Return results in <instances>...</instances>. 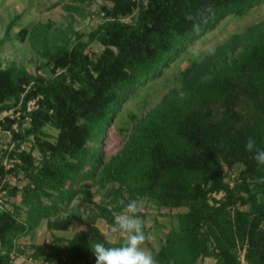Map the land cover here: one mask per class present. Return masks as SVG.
Masks as SVG:
<instances>
[{"label":"trees","instance_id":"16d2710c","mask_svg":"<svg viewBox=\"0 0 264 264\" xmlns=\"http://www.w3.org/2000/svg\"><path fill=\"white\" fill-rule=\"evenodd\" d=\"M107 1L112 4L103 8L109 18L86 40L50 54L47 62L61 67L52 77L0 65V110L20 98L25 83L33 82L26 98L43 94L31 125L15 133L17 145L2 150L3 156L19 160L6 170L5 157H0L2 176L23 172L29 179L9 188L14 196L22 191L20 202L0 208V264H16L19 239L43 218L51 229L70 226V218L57 214L70 204L79 182L92 194L85 179L94 178L103 166L101 143L124 102L225 17L245 14L263 0ZM128 13L131 20L121 18ZM27 30L21 31L23 38ZM246 36L237 56L200 67L187 80L188 92L151 110L135 126L125 154L103 167L109 178L135 181L133 189L160 206H186L159 248H151L157 264H197L210 255L217 264H240V240L248 244L246 260L264 264V165L245 147L251 136L264 149V22ZM95 40L103 49L92 56L86 48ZM11 122L8 118L4 125ZM48 124L59 129L55 138L47 132ZM27 140L30 149L18 150ZM225 162L243 164L234 185L226 179ZM103 215L111 220L107 209ZM102 234L97 225L87 224L73 236L55 235L35 244L33 255L58 264H96L92 242L122 243L119 237L109 244Z\"/></svg>","mask_w":264,"mask_h":264},{"label":"rangeland","instance_id":"374dc122","mask_svg":"<svg viewBox=\"0 0 264 264\" xmlns=\"http://www.w3.org/2000/svg\"><path fill=\"white\" fill-rule=\"evenodd\" d=\"M112 3L107 0H91L88 2H76L73 0H0V65L14 66L18 71H27L44 78L52 77L61 67L54 68L48 63L50 54L54 53L59 46L71 47L80 38L86 40L88 32L105 21L106 10L103 4ZM136 8L134 11H137ZM101 11H105L101 15ZM125 20H131V13L121 15ZM264 22V0L245 14H230L221 20L215 28L206 33L190 45L177 59L165 68L162 75L154 80L146 82L134 95H131L123 104L120 112L111 120L107 133L101 143L103 153V166L94 178H86L89 183L91 195L82 190L83 181L79 182L76 194L70 204L61 208L57 216L68 217L71 224L67 229H51L47 226V218H43L40 225L33 232L21 237L18 241V249L14 262L16 264H42L52 261L44 257L33 255L34 245L52 241L55 235L73 236L76 231L87 227V224L97 225L107 239L116 242L118 234L111 232L114 223V213H120L131 200H143L144 211L140 214L146 222L144 231L151 233L152 238L146 242V247L159 248L164 241L170 227L177 224V212L186 210L185 207L169 210L166 206H160L147 194L136 191L133 188L136 182L127 184L123 179L108 177L103 168L106 164H112L123 156L129 148L130 139L135 131V126L143 121L146 115L157 107L163 109L164 103L173 96L184 95L187 90L186 83L200 67H209L212 63H218L221 57L237 56L242 49V42L246 40L250 29L258 23ZM27 28L23 38L21 31ZM103 45L95 40L88 45L86 50L92 53L100 52ZM33 82L25 83V89L21 95L31 87ZM20 95V96H21ZM20 99V98H19ZM19 99H10L11 107L18 105ZM164 105V106H163ZM6 107V108H11ZM4 108V109H6ZM2 109V110H4ZM1 111V110H0ZM25 117L20 122L18 129L5 126L8 118L2 122L0 129V157L2 150L13 148L17 145L15 133L24 131L33 120ZM11 119V118H10ZM13 121V120H12ZM10 129V131H7ZM51 138H55L59 129L48 124L46 126ZM31 141L27 140L18 150L30 149ZM38 155L39 151H33ZM6 158V156H3ZM4 158V159H5ZM3 159V160H4ZM5 164L8 170L19 157H7ZM243 167L240 162L234 164L224 163V172L230 185H234L239 170ZM3 187L6 189L4 205L13 208V200L20 202L22 191L17 196L10 195L9 188L13 185L22 187L28 182L24 173L19 174L7 171L4 175ZM7 182V183H6ZM8 184V185H7ZM129 186L131 188H129ZM223 192H214L216 197L222 196ZM50 198L44 196L45 204L50 203ZM247 208V204L241 205ZM5 207V208H6ZM103 209L110 212V219L103 215ZM247 242L240 240L237 248L239 251L240 264L249 262L245 258ZM215 256H205L199 259L197 264H217ZM251 263V262H249ZM252 264V263H251Z\"/></svg>","mask_w":264,"mask_h":264},{"label":"clouds","instance_id":"9594fccd","mask_svg":"<svg viewBox=\"0 0 264 264\" xmlns=\"http://www.w3.org/2000/svg\"><path fill=\"white\" fill-rule=\"evenodd\" d=\"M208 7L211 10V6ZM245 147L247 151L255 152L254 159L258 164L264 165V149L257 147L253 137L247 139ZM143 211V200H131L120 213L113 214L111 232L118 234L122 243L119 246H106L102 241L92 242L91 250L96 264H157L156 258L146 247L152 234L144 231L146 222L140 216ZM108 243L113 241L109 240Z\"/></svg>","mask_w":264,"mask_h":264},{"label":"built area","instance_id":"2783aa9c","mask_svg":"<svg viewBox=\"0 0 264 264\" xmlns=\"http://www.w3.org/2000/svg\"><path fill=\"white\" fill-rule=\"evenodd\" d=\"M105 11H101V15H104ZM28 89L20 96L18 105L0 111V121H5L7 118H11L13 121L11 122V127L14 129H18L20 126V122L22 119L31 118L30 113H32L35 109L40 106V100L43 97V94L38 92L29 98H26L25 95ZM2 127V122L0 123V129ZM7 130V129H6ZM7 131H10L8 129ZM7 157L3 160L4 164H7ZM5 182V177L0 174V208H5L4 205V196L6 189L3 187ZM42 264H54L52 261L42 262ZM245 264H251L249 262H245Z\"/></svg>","mask_w":264,"mask_h":264}]
</instances>
